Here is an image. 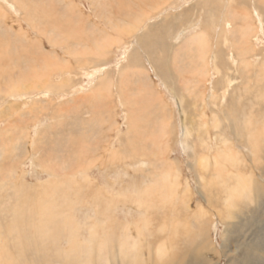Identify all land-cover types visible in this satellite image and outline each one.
<instances>
[{"label": "rangeland", "instance_id": "374dc122", "mask_svg": "<svg viewBox=\"0 0 264 264\" xmlns=\"http://www.w3.org/2000/svg\"><path fill=\"white\" fill-rule=\"evenodd\" d=\"M0 14L1 264H61L69 239L90 250L63 264H264V0H0Z\"/></svg>", "mask_w": 264, "mask_h": 264}, {"label": "bare ground", "instance_id": "6f19581e", "mask_svg": "<svg viewBox=\"0 0 264 264\" xmlns=\"http://www.w3.org/2000/svg\"><path fill=\"white\" fill-rule=\"evenodd\" d=\"M142 3V2H141ZM201 5H202V3H201ZM208 4L205 2L202 6H207ZM130 13V12H129ZM1 15V14H0ZM3 15V14H2ZM145 15V14H144ZM1 18H2V16H1ZM8 19V18H7ZM2 20H3V18H2ZM163 20V19H162ZM2 22V21H1ZM4 22V21H3ZM6 22V21H5ZM4 22V23H5ZM264 22V21H263ZM4 23H3V25H4ZM9 23V22H8ZM19 23V22H18ZM160 23V22H159ZM33 24H34V22H33ZM19 26V25H18ZM2 26H0V28H1ZM20 27V26H19ZM192 27H195V24H192V23H190V28H192ZM4 28V27H3ZM9 28V27H8ZM186 28V27H185ZM6 29V28H5ZM118 29V28H117ZM116 29V30H117ZM4 30V29H3ZM188 30H186V29H183V30H181V34H183V33H185V32H187ZM120 32H122V31H120ZM195 37V36H194ZM177 38V37H176ZM193 39V38H192ZM179 40H182V39H179ZM200 39L199 38H197V39H194V40H192L193 42H191L192 44H194V45H197V43H195L196 41H198V44L199 43H201V41H199ZM183 42V41H182ZM181 42V43H182ZM179 43V42H178ZM190 42H188V44H189ZM175 45V44H174ZM180 45V44H179ZM181 45H183V44H181ZM180 45V46H181ZM184 46V45H183ZM206 46V45H205ZM176 47V46H175ZM175 47H174V49H175ZM183 48V47H182ZM179 49V48H178ZM207 49V48H206ZM7 51V50H6ZM133 53H132V58H131V60L132 61H134V59H136L137 57L139 58V60H138V62L136 63V62H133V63H136V65H140L141 63H139V62H142V58H141V56H140V54L137 52V50H136V47H134L133 48ZM174 51H176V50H174ZM199 51V50H198ZM161 52V51H160ZM165 52V51H164ZM164 52H161V56H162V58L163 59H166L167 57H166V55L164 54ZM207 53H208V55L210 56V53H212V52H210L209 51V49L206 51ZM214 53V52H213ZM176 55H177V53H176ZM204 55V54H203ZM207 55V54H206ZM201 57H203V56H201ZM211 57V61H213V64H214V71L213 72H215L216 74H218L219 75V77H221L222 76V71H224L226 68H225V66L224 65H221V70H219L217 67H216V65H218V63H220V62H217V60H218V57L217 56H210ZM210 57H207V58H210ZM161 58V57H160ZM177 59L179 58V57H176ZM191 58V57H190ZM205 58V57H204ZM198 59H200V58H198ZM202 59V58H201ZM204 60V59H203ZM210 60V59H209ZM229 60V59H228ZM215 62H217V64L215 65ZM104 62H102L101 64H103ZM12 64V63H11ZM208 64V62H206V65ZM173 65H176L175 64V59L174 60H172V65H164V71H162V72H160L161 73V76L164 78V80H165V84L166 85H168V82L166 81V80H169V79H171V77H174L175 78V75H176V73H175V70H174V67H173ZM261 65V64H260ZM259 65V66H260ZM188 66V65H187ZM191 66V65H190ZM194 66V65H193ZM196 66H198V65H196ZM200 66V65H199ZM213 66V65H212ZM204 68V67H203ZM176 69V68H175ZM181 69V68H180ZM197 69V68H196ZM264 70V69H263ZM176 71H179V69H176ZM211 71V70H210ZM261 71H262V69H261ZM206 72H209V71H206ZM207 74V73H206ZM247 75L248 74H246V77H247ZM177 76V75H176ZM203 76H204V74H203ZM243 76H245V74H243ZM186 77V76H185ZM208 78V77H207ZM39 79V78H38ZM176 79V78H175ZM206 79V75L204 76V80ZM209 79V78H208ZM106 81V80H105ZM163 81V80H162ZM178 81V80H177ZM179 81H181V80H179ZM187 81V80H186ZM206 81V80H205ZM209 81V80H208ZM199 82V81H198ZM174 83V82H173ZM171 84V83H170ZM206 84H207V81H206ZM173 85V84H172ZM192 86V85H191ZM61 87H62V85H61ZM45 88V87H44ZM51 88V87H50ZM190 88V87H189ZM48 89V88H47ZM50 90V89H49ZM199 90V89H198ZM192 91V90H191ZM195 92V91H194ZM198 92V91H197ZM206 92V91H205ZM203 93V92H202ZM45 94V93H44ZM194 94V93H193ZM196 94V93H195ZM187 97V96H186ZM184 98V97H183ZM223 98V97H222ZM178 99V98H177ZM181 103V102H180ZM87 108V107H86ZM235 108H237V106L236 105H233L232 106V109H233V111L234 110H236ZM182 110V109H181ZM183 111V110H182ZM227 115V114H226ZM228 116V115H227ZM203 121V120H202ZM150 122V121H149ZM149 122H148V124H149ZM216 122V121H215ZM218 122V121H217ZM159 126H160V124H159ZM216 126V125H215ZM222 126V125H221ZM108 127V126H107ZM207 127H209V126H207ZM213 127V126H212ZM220 127V126H219ZM232 127V126H231ZM148 128V127H147ZM211 128V127H210ZM217 128V127H216ZM215 128V129H216ZM212 130H214V129H212ZM165 131V130H164ZM208 133H209V131H208ZM217 134V133H216ZM97 135V134H96ZM141 135H142V133H141ZM184 136H185V138H186V140L189 138V134L187 133V132H185L184 133ZM98 137V136H97ZM134 137V136H133ZM203 137V136H202ZM138 138V137H137ZM83 140V139H82ZM186 140H184V141H186ZM131 141V140H130ZM137 141V140H136ZM134 142V141H133ZM132 143V142H131ZM183 143H187V142H183ZM90 146V145H89ZM220 148V147H219ZM134 149V148H133ZM156 149V148H155ZM218 149V148H217ZM222 149V148H221ZM184 150V149H183ZM222 151V150H221ZM224 151V150H223ZM225 152V151H224ZM224 152H223V154H224ZM222 153V152H221ZM215 157L217 158V157H219V156H216V154H215ZM221 157V156H220ZM219 157V158H220ZM210 158H211V156H210ZM201 159V158H200ZM206 159V158H205ZM202 160H203V158H202ZM219 160H221V159H219ZM201 161V160H200ZM205 161H207V160H205ZM204 162V161H203ZM203 162H201V164L203 163ZM216 162V161H215ZM219 162V161H218ZM211 163V162H210ZM217 163V162H216ZM93 164V163H92ZM201 164H199L200 166H201ZM205 164H207V163H205ZM211 166V165H210ZM219 166V165H218ZM128 167V166H127ZM201 167H203V166H201ZM204 168V167H203ZM209 168H212V167H209ZM85 169H86V167H85ZM205 169V168H204ZM80 170V169H79ZM169 170H170V168H169ZM227 170V169H226ZM2 171V170H1ZM171 171V170H170ZM206 171V170H205ZM19 172V171H18ZM229 172V171H228ZM172 173V172H171ZM199 174H200V172H198ZM201 173H202V171H201ZM60 174V173H59ZM205 174H207V173H205ZM234 174V173H233ZM153 175V174H152ZM198 175V174H197ZM64 176V175H63ZM199 176H201V175H199ZM172 177H174V176H172ZM171 177V178H172ZM215 177H217V175L215 176ZM237 177H239V175L237 176ZM19 178L20 179H22V177L21 176H19ZM167 178V177H166ZM205 178V177H204ZM204 178H203V180H204ZM176 180V178L174 177V178H172V180L171 181H173V180ZM198 179V178H197ZM202 179V178H201ZM238 179V178H237ZM168 179H165V182L167 181ZM179 181V180H178ZM201 182H203L202 180H200ZM241 181V180H240ZM13 182V181H12ZM156 182V181H155ZM169 182H170V180H169ZM199 182V181H198ZM200 182V183H201ZM242 182V181H241ZM92 183V182H91ZM176 183H177V181H176ZM16 184V183H15ZM20 184V183H19ZM18 184V185H19ZM163 184V183H162ZM165 184V183H164ZM166 184L168 185V183L166 182ZM171 184V183H170ZM169 184V185H170ZM174 185H175V183H173ZM201 184H203V183H201ZM217 184V183H216ZM220 184V183H219ZM235 184H237V183H235ZM240 183H239V181H238V184L237 185H239ZM179 185V184H178ZM206 184H204V186H205ZM20 186V185H19ZM23 186V185H22ZM46 186H47V184H46ZM176 186V185H175ZM174 186V187H175ZM204 186H201V187H204ZM173 187V186H172ZM178 187V186H177ZM22 189H23V187H21ZM152 188L154 189V187L152 186ZM168 188V187H167ZM176 188V187H175ZM219 188V187H218ZM239 188V187H238ZM146 189V188H145ZM150 189H151V187H150ZM155 189H156V187H155ZM159 189V188H158ZM178 189V188H177ZM176 189V190H177ZM185 189H187V187L185 188ZM25 190V189H24ZM157 190V189H156ZM161 190V189H160ZM163 190V189H162ZM161 190V191H162ZM169 191H170V188L168 189ZM179 190V189H178ZM144 191H146V192H148V190L146 189V190H144ZM151 191H152V189H151ZM169 191H168V193H169ZM172 191V190H171ZM170 191V192H171ZM201 191V190H200ZM19 192H20V190H19ZM143 192V191H142ZM205 192V191H204ZM230 192V191H229ZM21 193V192H20ZM150 193H152V192H150ZM155 193V192H154ZM157 193V192H156ZM155 193V194H156ZM168 193H166L165 192V194H167L168 196H169V194ZM184 193V192H183ZM231 193V192H230ZM234 193V192H233ZM23 194V193H22ZM27 194V193H26ZM25 194V195H26ZM29 194V193H28ZM75 194V193H74ZM132 194V193H131ZM137 193L135 192V195H136ZM146 194V193H145ZM144 194V195H145ZM147 194H149V192L147 193ZM171 194V193H170ZM24 195V194H23ZM77 195V194H76ZM83 195V194H82ZM121 195V194H120ZM123 195V194H122ZM178 195H179V193H178ZM188 195H189V193H188ZM187 195V196H188ZM217 195H219V194H217ZM29 196V195H28ZM75 196V195H74ZM153 197L154 196H157V195H152ZM163 196H165V195H163ZM162 195H161V197H163ZM183 196V195H182ZM186 196V195H185ZM184 196V197H185ZM192 196H193V194H192ZM25 197V196H24ZM27 197V196H26ZM133 197V196H132ZM146 197V196H145ZM204 197V196H203ZM219 197V196H218ZM28 198V197H27ZM38 198V197H37ZM75 198V197H74ZM125 198V197H124ZM148 198H149V196H148ZM165 198V197H164ZM189 198V197H188ZM207 198V197H206ZM209 198V197H208ZM29 199V198H28ZM33 199V198H32ZM39 199V198H38ZM37 199V200H38ZM70 199V198H69ZM114 199V198H113ZM120 199V198H119ZM127 199V198H126ZM141 199V198H140ZM155 199V198H154ZM157 199V198H156ZM155 199V200H156ZM159 199V198H158ZM185 199V198H184ZM190 199V198H189ZM231 199V198H230ZM90 200V199H89ZM123 200V199H122ZM166 200V199H165ZM174 200H176V198L174 199ZM204 200V199H203ZM215 200H217V199H215ZM229 200V199H228ZM146 201H148V200H146ZM168 201V200H167ZM167 201H164V202H167ZM19 202H21L20 201V199H19ZM23 202V201H22ZM28 202V201H27ZM106 202H107V207H109V205H111V204H113V205H115L113 208H119V207H125V208H127V209H130L131 208V210H138V208H139V202H135V201H133L132 203H126V202H123V201H110V200H106ZM163 202V203H164ZM180 202V201H179ZM183 202H186V200L185 201H183ZM217 202V201H216ZM219 202V201H218ZM80 203V202H79ZM162 203V202H161ZM172 203H173V201H172ZM171 203V204H172ZM201 203V202H200ZM22 204H24V203H22ZM30 204V203H29ZM125 204V205H124ZM156 204V203H155ZM165 204V203H164ZM194 204V203H193ZM221 204V203H220ZM34 205H35V203H34ZM208 205V204H207ZM30 206H31V204H30ZM150 206H152V205H150ZM203 206V205H202ZM212 206V205H211ZM210 206V207H211ZM24 207V206H23ZM130 207V208H129ZM195 207V206H194ZM146 209L148 208V207H145ZM199 208V207H198ZM218 208H219V206H218ZM25 209V208H24ZM88 209V208H87ZM174 209H176V208H174ZM210 209H212V208H210ZM210 209H208V210H210ZM52 210V209H51ZM81 210V209H80ZM115 210V209H114ZM186 210V209H185ZM194 210V209H193ZM217 210V209H216ZM29 211H31L30 209H29ZM154 211V210H153ZM167 214H166V218H165V220H167V222H168V216H171V214H170V212H171V210H168L167 209ZM197 211V210H196ZM199 211H201V210H199ZM198 211V212H199ZM31 212H33V211H31ZM87 212H90V210L89 211H87ZM128 212V211H127ZM143 212V211H142ZM147 212V211H146ZM145 212V213H146ZM159 212V211H158ZM191 212V211H190ZM209 212V211H208ZM138 213V212H137ZM172 213V212H171ZM173 213H175V212H173ZM178 213H180V212H178ZM184 213V212H183ZM19 214V213H18ZM21 214H23V213H20V215ZM34 214V213H33ZM73 214V213H72ZM72 214H70V217H71V215ZM141 214V213H140ZM139 214V215H140ZM17 215V214H16ZM15 215V216H16ZM25 215H26V213H25ZM24 215V216H25ZM29 215V214H28ZM82 215H84V214H82ZM87 215V214H86ZM94 215V214H93ZM133 215V214H132ZM131 215V216H132ZM135 215V214H134ZM144 215V214H143ZM178 214H176V216H177ZM202 214H198L197 212L195 213L194 212V214H193V218H192V221L193 220H196V218H199L200 216H201ZM12 216H14V215H12ZM22 216V215H21ZM107 216V215H106ZM119 216V215H118ZM129 216V215H128ZM127 216V217H128ZM157 216V215H156ZM186 216V215H185ZM189 216V215H188ZM191 216V215H190ZM195 216V217H194ZM206 216H208V215H206ZM17 217H20V216H17ZM30 216H27L26 215V218H29ZM86 217V216H85ZM97 218H100V214L98 213V215L96 216ZM103 217V216H102ZM117 217V216H116ZM115 217V218H116ZM150 217V216H149ZM174 217V216H173ZM179 217H181V218H183V219H181L180 221H182V220H184V222H185V224H189V221H190V219H189V221H188V219H186V218H184L183 216H180L179 215ZM15 218V217H14ZM22 218V217H21ZM32 218H33V216H32ZM72 218V217H71ZM70 218V219H71ZM115 218H113V219H115ZM130 218V217H129ZM147 218V217H146ZM176 218V217H175ZM178 218V217H177ZM176 218V219H177ZM209 218V217H208ZM18 219V218H17ZM60 219V218H59ZM62 219V218H61ZM75 219V218H74ZM86 219V218H85ZM88 219H90V218H88ZM88 219H87V222H89L88 221ZM148 219V218H147ZM152 219V218H151ZM171 219H172V217H171ZM180 219V218H179ZM202 219V218H201ZM22 220H24V218L22 219ZM31 220H34V219H31ZM65 220V219H64ZM66 220H67V218H66ZM72 220H73V218H72ZM112 220V219H111ZM129 220V219H128ZM132 220V219H131ZM162 220V219H161ZM164 220V221H165ZM198 220H200V219H197V221ZM204 220V219H203ZM207 220V219H206ZM12 221V220H11ZM20 221V220H19ZM28 221H30V220H28ZM60 221V223H61V220H59ZM138 222L140 221V220H137ZM136 221V222H137ZM152 221V220H151ZM163 221V222H164ZM179 221V222H180ZM201 221V220H200ZM199 221V222H200ZM65 222V221H64ZM79 222V221H78ZM82 222V221H81ZM83 222H84V220H83ZM86 222V221H85ZM102 222V221H101ZM124 222V221H123ZM127 223H128V221H126ZM163 222H161V223H163ZM196 222V221H195ZM198 222V223H199ZM59 223V224H60ZM110 223H112V222H110ZM145 223V222H144ZM161 223L159 224V225H161ZM164 223H166V222H164ZM58 224V223H57ZM63 224V223H62ZM73 224V223H72ZM71 224V225H72ZM89 224H90V222H89ZM135 224V223H134ZM138 224V223H137ZM184 224V223H183ZM194 224V223H193ZM209 224V223H208ZM208 224H206V225H208ZM28 225H29V223H28ZM44 225V224H43ZM91 225H93V224H91ZM115 225V224H114ZM117 225V224H116ZM115 225V226H116ZM179 225H181V224H179ZM200 225V224H199ZM2 226V225H1ZM65 226V225H64ZM69 226V225H68ZM74 226V225H73ZM87 226V225H86ZM119 226V225H118ZM121 226H124L123 224L121 225ZM133 226V225H132ZM164 226V225H163ZM165 226H168V225H165ZM175 226V225H174ZM178 226V225H177ZM176 226V227H177ZM191 226V225H190ZM197 226V228H198V225H196ZM18 227H20V226H18ZM25 227V226H24ZM57 227V226H56ZM61 227V226H60ZM82 227V226H81ZM97 227V226H96ZM100 228H101V226H99ZM110 228H111V226H109ZM129 227V226H128ZM169 227H171L170 225H169ZM5 228V227H4ZM14 228V227H13ZM16 228V227H15ZM28 228V227H27ZM55 228V227H54ZM53 228V229H54ZM62 228V227H61ZM60 228V229H61ZM69 228V227H68ZM67 228V229H68ZM79 228H80V225H79ZM95 228V227H94ZM117 228V227H116ZM121 228V227H120ZM175 228V227H174ZM182 229H183V227H181ZM180 228V229H181ZM21 229H22V227H21ZM60 229H58V230H60ZM63 229H65V228H63ZM67 229H66V231H67ZM72 229V228H71ZM71 229H68L69 231L68 232H70V233H72L73 232V229H72V231H70ZM75 229V228H74ZM77 229V228H76ZM75 229V230H76ZM90 229H91V226H90ZM99 229V228H98ZM105 229V228H104ZM113 229H114V227H113ZM162 229H163V227L162 228H159V227H157L154 231L155 232H162ZM169 229V228H168ZM180 229H178V230H180ZM181 229V230H182ZM200 229L201 230H199V228H198V232H200V234L198 235L199 237L201 236V234H203L204 233V231H205V224H201V226H200ZM16 230V229H15ZM55 230V229H54ZM97 229H95V231H96ZM101 230L102 229H100V232H101ZM151 230H152V228H151ZM166 230H167V228H166ZM165 230V231H166ZM170 230V229H169ZM175 230V229H174ZM177 230V229H176ZM190 230H191V228H190ZM189 230V231H190ZM195 230V229H194ZM197 230V229H196ZM56 231V230H55ZM65 231V232H66ZM77 232H76V234L79 232L78 230H76ZM84 231H86V229L84 228ZM88 231H89V229H88ZM104 231V230H103ZM118 232H119V230H117ZM164 231V230H163ZM168 231V230H167ZM27 232V231H26ZM64 232V231H63ZM65 232H64V234H65ZM96 232H99V231H96ZM110 232V231H109ZM148 233H149V235L148 236H150V234H151V237H150V239H152V238H154V237H158V236H155V235H157L156 233L154 234V232L153 231H147ZM185 232V231H184ZM11 233V232H10ZM28 233V232H27ZM52 233H54L53 231H52ZM122 233H124V235H125V237H127V236H129V235H131V234H134V229H133V227H130V228H123L122 229ZM182 233V232H181ZM193 233V232H192ZM197 233V232H196ZM1 234V233H0ZM20 234V233H19ZM31 234V233H30ZM56 233H54V234H52V235H55ZM63 234V233H62ZM64 234H63V236H64ZM87 234V233H86ZM91 234V233H90ZM92 234H94V233H92ZM105 235H106V233H104ZM111 234V233H110ZM114 234V233H113ZM164 234H166V232L164 233ZM171 234V233H170ZM174 234H175V231H174ZM198 234V233H197ZM22 237H24L23 236V234H20ZM20 235H14L13 236V234L11 235L12 236V239H13V241L11 242V243H13V245H17V243H19V241H20V239H21V236ZM37 235V234H36ZM41 237H42V240H40V242L42 243V245H43V248H44V252H45V250L46 249H48L47 247H45L46 246V243H45V245H44V243H43V241L45 242V239L46 238H43V237H47L48 236V234H45V233H42V231L40 232V234H39ZM57 235H59V234H57ZM68 235H69V233H68ZM112 235V234H111ZM115 235H116V233H115ZM187 235V234H186ZM94 236V235H93ZM166 236V235H165ZM178 236V235H177ZM184 236H185V234H184ZM194 236H196V235H194ZM194 236H192L191 238L193 239V237ZM197 236V237H198ZM88 237V236H87ZM87 237H86V239H87ZM97 237H98V235H97ZM106 237H107V235H106ZM116 237V236H115ZM163 237V236H162ZM168 237H170V236H168ZM168 237H166L167 239H168ZM33 237L31 236V238H29V239H32ZM89 238H91L90 236H89ZM88 238V239H89ZM94 238V237H93ZM112 238V237H111ZM159 238H160V236H159ZM171 238V237H170ZM169 238V240H171ZM179 238V237H178ZM185 238H186V236H185ZM10 239H11V237H10ZM44 239V240H43ZM50 239V238H49ZM62 239H64V237L62 238ZM65 239H66V237H65ZM64 239V240H65ZM87 239V240H88ZM97 240H98V238H96ZM106 239V238H105ZM156 239V238H155ZM162 239V238H161ZM177 239V238H176ZM176 239H175V241H176ZM181 239H183V238H181ZM61 240V239H60ZM96 240V241H97ZM103 239H101V241H102ZM107 240V239H106ZM106 240H103V241H106ZM111 240V239H110ZM115 240V239H114ZM116 240H117V238H116ZM119 240H121L120 238H119ZM185 240V239H184ZM196 240V239H195ZM46 241H48V239L46 240ZM54 241H55V239H54ZM65 241H67V240H65ZM89 241H90V239H89ZM95 241V240H94ZM112 241V240H111ZM135 241V240H134ZM156 241V240H155ZM158 241V240H157ZM174 241V240H173ZM172 241V242H173ZM181 241V240H180ZM186 241V240H185ZM201 242H203L204 240L203 239H201L200 240ZM199 241V242H200ZM21 242V241H20ZM64 242V241H63ZM76 242V241H75ZM74 241H71L70 239H69V241H67V249H66V246H65V249H64V252L63 253H61L60 252V254H62L61 256H60V254H55L57 257H58V259L59 260H61L63 263H65L66 262V258H68V260H69V262L70 261H72L71 263H73L74 261H75V263H76V261H77V259L78 258H83V256H81V252H85L86 253V255L88 254L87 253V251H89L90 249L88 248V247H86V249H85V247H83L84 245H83V243L82 244H79V243H75ZM87 242V241H86ZM183 242V241H182ZM196 242V241H195ZM11 243H9V245L11 244ZM54 243H56V242H54ZM61 243H62V240L61 241H59V244L61 245ZM88 243V242H87ZM87 243H86V245H87ZM91 243V242H90ZM95 243H97V245H98V242H95ZM106 243V242H105ZM107 243H108V241H107ZM106 243V244H107ZM121 244H122V242H120ZM119 243V244H120ZM158 243H160L159 241H158ZM157 243V244H158ZM162 244H160V245H157V250L155 251V254H159V255H161V254H163V253H166V251L168 250V247L167 246H169L170 244L168 243V241H162L161 242ZM176 243V242H175ZM197 243V242H196ZM20 244V243H19ZM93 244V243H92ZM91 244V245H92ZM99 244L101 245V243L99 242ZM110 244V241H109V243L107 244V245H109ZM117 244V243H116ZM174 244V243H173ZM190 244V243H189ZM49 247H50V245H52L51 244V242L50 243H48L47 244ZM59 245V246H60ZM111 245V244H110ZM109 245V246H110ZM146 245H147V243H146ZM53 246H54V244H53ZM58 242H57V249H59L58 247ZM94 245H92V247H93ZM112 246H114V245H112ZM112 246H111V248H112ZM121 246V245H120ZM181 246V245H180ZM201 246H203V245H200V247ZM123 247V246H122ZM121 247V248H122ZM15 248H17L18 249V247H16L15 246ZM60 248H61V246H60ZM110 248V247H109ZM14 249V248H13ZM92 249V248H91ZM117 249H119V248H117ZM60 250V249H59ZM111 250V249H110ZM121 250V249H120ZM129 251H126V253H128L129 254V252H132V253H130V255H132V257H138V256H141L142 254H143V251H142V248L141 247H138V249H136V243L135 242H133L131 245H130V248L128 249ZM197 250H199L200 251V249H195V253L197 252ZM18 251H19V249H18ZM102 251V250H101ZM108 250H106V252H107ZM112 251V250H111ZM92 252V251H91ZM116 252V251H115ZM120 252V251H119ZM186 252H191V250L190 249H187L186 250ZM54 253V252H53ZM84 253V254H85ZM114 253V252H113ZM125 253V254H126ZM144 256L143 257H145V256H148L149 254H150V252H149V254H148V252L144 249ZM17 254H19L21 257H23L22 256V252H17ZM92 254V253H91ZM95 254V253H94ZM96 254H98V253H96ZM99 254H101V253H99ZM107 254V253H106ZM65 255H66V258H64L65 257ZM70 255H71V257H70ZM72 255H75V257L73 256L72 257ZM93 255V254H92ZM108 255V254H107ZM122 255V254H121ZM127 255V254H126ZM126 255H124V256H126ZM130 255H127V256H130ZM47 256V255H46ZM55 256V257H56ZM98 256V255H97ZM123 256V255H122ZM122 256H119L120 258H122ZM127 256L126 257H123V258H126L127 259ZM174 256V255H173ZM49 257V256H48ZM56 257V258H57ZM118 257V258H119ZM55 258V259H56ZM81 258V259H82ZM88 257L86 256V259H87ZM93 258H94V256H93ZM112 258V257H111ZM122 258V259H123ZM131 258V257H130ZM129 258V259H130ZM0 259H1V255H0ZM46 259V258H45ZM80 259V260H81ZM91 259V258H90ZM23 260V258H21L20 259V261H22ZM48 260V259H47ZM59 260H55V262L57 261H59ZM89 260V259H88ZM87 260V261H88ZM111 260V259H110ZM117 260V259H116ZM115 260V261H116ZM135 260H136V258H135ZM134 260V261H135ZM18 261V260H17ZM46 261V260H45ZM86 261V260H85ZM84 261V263H87V262H85ZM113 261V260H112ZM124 261V260H123ZM138 261H140L141 262V260L139 259ZM19 262V261H18ZM50 262V261H49ZM48 262V263H49ZM60 262V261H59ZM61 262V264H63ZM89 262H91L90 260H89ZM136 262V261H135ZM21 263V262H20ZM68 263V262H67ZM78 263V262H77ZM94 263V262H93ZM110 263H112V262H110ZM0 264H1V261H0ZM50 264V263H49ZM69 264V263H68ZM127 264H128V262H127Z\"/></svg>", "mask_w": 264, "mask_h": 264}]
</instances>
